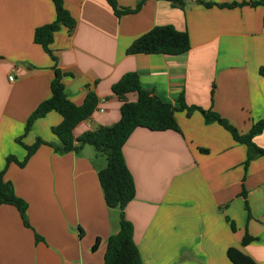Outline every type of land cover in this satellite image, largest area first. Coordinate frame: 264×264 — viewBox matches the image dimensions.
I'll return each mask as SVG.
<instances>
[{"label":"crops","instance_id":"crops-1","mask_svg":"<svg viewBox=\"0 0 264 264\" xmlns=\"http://www.w3.org/2000/svg\"><path fill=\"white\" fill-rule=\"evenodd\" d=\"M115 1L135 8L143 0ZM185 1L181 7L146 0L139 12L117 17L106 0H64L76 27L55 34L54 61L34 40L37 28L56 20L53 0H0V173L9 156L25 158L21 137L27 146L38 139L60 145L52 132L62 121L56 112L24 134L28 118L51 97L55 67L66 74L74 104L90 92L99 98L75 138L120 120L122 101L112 86L129 72L162 101L179 107L183 95L188 106L216 112L241 134L264 120V5L252 4L264 0ZM233 3L243 6L221 7ZM166 25L188 32L187 53L126 54L135 40ZM175 118L179 132L139 128L123 148L136 186L125 215L143 264H232L230 248L264 264V157L246 168L247 147L222 126L206 124L198 110H179ZM253 141L264 149V131ZM103 157L90 145L66 154L42 145L25 167L8 166L5 179L28 204L31 228L14 206H0V264H104L120 211L104 199ZM246 233L254 241L243 247Z\"/></svg>","mask_w":264,"mask_h":264},{"label":"trees","instance_id":"trees-1","mask_svg":"<svg viewBox=\"0 0 264 264\" xmlns=\"http://www.w3.org/2000/svg\"><path fill=\"white\" fill-rule=\"evenodd\" d=\"M106 1L112 7L116 16L121 17L139 12L146 0L140 2L135 8L120 7L115 0ZM166 1L181 7L186 5L185 0ZM53 2L56 10V20L51 24L37 28L34 33V40L56 61L51 48L55 34L62 27L67 28L68 33L72 34L76 27V21L65 8L64 0H53ZM199 3L210 6L206 2L199 1ZM252 4L264 5V1ZM241 6L243 4L238 3L221 5L223 8L231 9ZM190 49L191 42L188 32L178 31L173 26L166 25L154 27L135 40L127 49L126 54L180 56ZM54 71L55 77L51 83V97L42 102L28 118L24 134L26 135L31 131L37 120L51 112H56L61 116L62 121L52 129V132L60 145L38 139L33 145L27 146L22 142L23 137L17 139V143L26 150L27 154L22 161L14 156H9L6 159V166L0 173V206H14L18 210L24 226L31 228L27 217L28 204L16 195L12 183L5 179L8 166L11 163H16L21 168L25 167L42 145L52 147L59 154L79 153L84 146H93L107 159L106 167L98 175L106 205L120 211V230L108 239L104 264H143L140 251L134 240L133 224L125 215L126 206L135 199L136 186L127 166L123 148L135 130L143 128L154 132L169 130L179 132L175 113L179 110H186L188 115H191L198 110L204 116L206 124H219L231 134L236 142L247 147L246 168L256 158L264 157V149L259 148L253 141L257 135L264 131V120L255 123L248 133L241 134L229 121L216 112L196 106H188L183 95L179 98V107L162 101L152 91L142 87L140 76L136 72L126 73L112 86V92L122 101L120 120L113 126L100 127L96 131L86 132L81 137L75 138L74 130L79 124L92 117L99 104V98L94 92H90L82 105L74 104L68 98L63 83L66 74L57 67ZM259 73L264 77V66L260 68ZM129 94H137V100L135 102L128 101L126 96ZM36 240L41 241L42 238L36 234ZM252 241H254V238L246 233L242 240V246H247ZM96 247L97 244L94 248ZM228 257L232 264H257L237 248H230Z\"/></svg>","mask_w":264,"mask_h":264},{"label":"built area","instance_id":"built-area-1","mask_svg":"<svg viewBox=\"0 0 264 264\" xmlns=\"http://www.w3.org/2000/svg\"><path fill=\"white\" fill-rule=\"evenodd\" d=\"M9 80L12 82L14 80V78L13 77H10Z\"/></svg>","mask_w":264,"mask_h":264},{"label":"rangeland","instance_id":"rangeland-1","mask_svg":"<svg viewBox=\"0 0 264 264\" xmlns=\"http://www.w3.org/2000/svg\"><path fill=\"white\" fill-rule=\"evenodd\" d=\"M103 159H106V157H105V158L103 157ZM105 161H106V160H105Z\"/></svg>","mask_w":264,"mask_h":264}]
</instances>
